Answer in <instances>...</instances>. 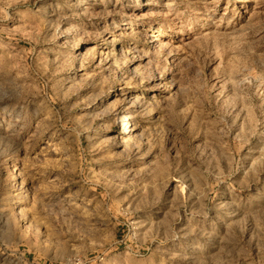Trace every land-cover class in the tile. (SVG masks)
<instances>
[{
	"label": "rangeland",
	"instance_id": "1",
	"mask_svg": "<svg viewBox=\"0 0 264 264\" xmlns=\"http://www.w3.org/2000/svg\"><path fill=\"white\" fill-rule=\"evenodd\" d=\"M0 264H264V0H0Z\"/></svg>",
	"mask_w": 264,
	"mask_h": 264
},
{
	"label": "bare ground",
	"instance_id": "2",
	"mask_svg": "<svg viewBox=\"0 0 264 264\" xmlns=\"http://www.w3.org/2000/svg\"><path fill=\"white\" fill-rule=\"evenodd\" d=\"M130 131V126H129V121L128 119L126 118V116H123V128L121 130V133L124 135L126 133H128ZM124 141L126 142L127 140L125 138H123ZM25 221V220H24ZM28 226V225H27ZM26 226V227H27ZM29 228V227H28ZM27 228V229H28ZM29 231V230H28ZM30 232V231H29Z\"/></svg>",
	"mask_w": 264,
	"mask_h": 264
}]
</instances>
